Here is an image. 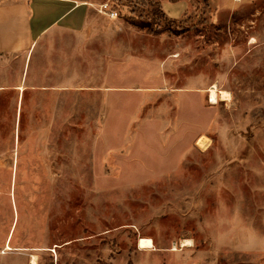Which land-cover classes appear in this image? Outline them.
Returning a JSON list of instances; mask_svg holds the SVG:
<instances>
[{"label": "rangeland", "instance_id": "obj_1", "mask_svg": "<svg viewBox=\"0 0 264 264\" xmlns=\"http://www.w3.org/2000/svg\"><path fill=\"white\" fill-rule=\"evenodd\" d=\"M95 1L157 66L109 109L3 95L0 264H264V0Z\"/></svg>", "mask_w": 264, "mask_h": 264}, {"label": "crops", "instance_id": "obj_2", "mask_svg": "<svg viewBox=\"0 0 264 264\" xmlns=\"http://www.w3.org/2000/svg\"><path fill=\"white\" fill-rule=\"evenodd\" d=\"M96 2L0 0V99L9 95L17 106L23 99L53 100L43 110H75L81 105L70 100L88 97L95 110L99 99L109 109L120 92L140 88L136 76L153 77L157 59L146 55L145 32L101 12ZM163 4L178 13L166 9L172 18L183 11L178 1Z\"/></svg>", "mask_w": 264, "mask_h": 264}, {"label": "bare ground", "instance_id": "obj_3", "mask_svg": "<svg viewBox=\"0 0 264 264\" xmlns=\"http://www.w3.org/2000/svg\"><path fill=\"white\" fill-rule=\"evenodd\" d=\"M208 93H209V98L211 99V102L214 103V104L218 103L219 100L226 101V100H230V98H231L230 92H228L226 90H220L217 87V85L211 86L208 89ZM200 145H201V142H200ZM190 243H191L190 240L184 241V245H190ZM139 246H140V248H142L144 250L151 249V248L154 247V241H153V239L148 238V237H140V239H139ZM174 250H176V248ZM31 264H37L35 258H33L31 260Z\"/></svg>", "mask_w": 264, "mask_h": 264}, {"label": "built area", "instance_id": "obj_4", "mask_svg": "<svg viewBox=\"0 0 264 264\" xmlns=\"http://www.w3.org/2000/svg\"><path fill=\"white\" fill-rule=\"evenodd\" d=\"M103 8L107 9L108 8V3H104L103 4ZM108 14L111 16V17H117L118 16V13L115 11V10H109Z\"/></svg>", "mask_w": 264, "mask_h": 264}, {"label": "trees", "instance_id": "obj_5", "mask_svg": "<svg viewBox=\"0 0 264 264\" xmlns=\"http://www.w3.org/2000/svg\"><path fill=\"white\" fill-rule=\"evenodd\" d=\"M174 21V20H173ZM132 25L133 26H135V27H138V28H141V29H144L145 28V26H143V25H140L139 23H134V22H132Z\"/></svg>", "mask_w": 264, "mask_h": 264}]
</instances>
